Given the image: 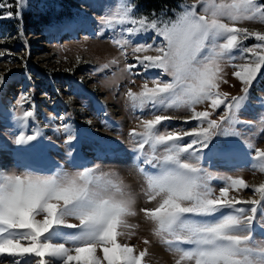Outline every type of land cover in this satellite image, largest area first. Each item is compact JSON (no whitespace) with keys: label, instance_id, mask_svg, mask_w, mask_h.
Wrapping results in <instances>:
<instances>
[{"label":"snow or ice","instance_id":"6c2138e0","mask_svg":"<svg viewBox=\"0 0 264 264\" xmlns=\"http://www.w3.org/2000/svg\"><path fill=\"white\" fill-rule=\"evenodd\" d=\"M105 6L111 9V0ZM27 7L28 0H0V18L22 20ZM246 21L264 24V3L195 0L185 4L174 20H163L155 12H139L134 0H121L119 7L100 19L99 35L105 34L104 29L112 30L111 42L121 56L127 59L131 48L136 63L125 64L126 71H158L145 80L141 91L127 92L133 108L147 110L151 117L141 118L142 131L129 135L135 145L134 158L156 170L153 173L138 165L146 184V201L159 198L155 207L140 212L154 225L153 235L176 254L175 264H264V239L258 241L254 235L257 227L264 229V183L252 186L253 198L236 199L230 191L249 185L228 176L216 195L211 181L217 177L203 166L205 160L226 163L243 154L246 161H253V169L264 173V148L245 140L249 151L242 152L233 139L241 135L237 125L252 124L238 114L264 68V31L235 26ZM89 23L77 14L53 26L73 30ZM149 33L153 34L150 43H134ZM249 37L256 41L253 46L243 43ZM237 60L246 62L233 63ZM226 64L232 66L243 95L219 91L220 83H227L223 79ZM6 83L0 75V88ZM17 103L14 119L21 131L13 148L0 141V155H16L14 166L23 171L7 174L0 167V264H147V248L137 254L134 246L119 239L126 235L128 217L137 215L136 197L116 173L101 172L98 165L76 171L57 167L51 174L34 170L32 161L42 158L52 145L45 143L39 127H33L30 134L24 131L37 118L30 94L22 93ZM202 103L212 111H197ZM179 110L189 112L187 119L196 123L169 130L163 122L174 118L170 111ZM56 131L67 134V155L71 158L74 151L79 155L83 145L75 129L63 125ZM89 150L98 157L117 155L118 145L96 140ZM24 160L29 162L21 163Z\"/></svg>","mask_w":264,"mask_h":264},{"label":"rangeland","instance_id":"374dc122","mask_svg":"<svg viewBox=\"0 0 264 264\" xmlns=\"http://www.w3.org/2000/svg\"><path fill=\"white\" fill-rule=\"evenodd\" d=\"M194 2L195 0H185L184 5H191ZM258 2L264 3V0ZM6 3H15V0H6ZM111 3L112 8L109 9L106 6L102 7L106 4V0H43V2L28 0V7L23 11L28 13L26 21L20 23V19H0L2 21L0 52H3V55H0V75L7 81L6 85L0 88L2 93V95L0 93V141L6 142L9 148H13L14 138L21 131L14 119L19 108L17 101L21 94L14 96L13 99L2 96L6 95L10 87L14 90L24 89L26 90L24 93L31 96L37 117L24 131L30 134L33 127H39L46 138L45 143L52 145L42 158L32 163L42 166L58 165L69 171L82 170L83 167H74L72 157L67 155L69 146L64 144L67 134L56 131L63 125L72 126L83 145L79 155L75 151L72 155L88 160L89 168L98 165L101 172L116 173L117 178L122 180L136 197L137 215L128 217L129 227L124 229L126 235L119 239L129 245H139L141 251L147 248L148 256L145 257L147 264H175L178 258L176 254L168 251L167 247L153 235L154 225L140 212L141 208L155 207L159 198L150 203L146 201L143 192L146 188L143 175L131 160L124 159L134 153L132 149L135 145L129 134L133 130L142 131L141 118H151L147 110L141 112L138 108H133L127 92L129 89L133 92L141 91L145 80L158 75V71L144 72L142 69L126 71L125 64L136 63L131 48L128 49L125 59L111 42L114 34L112 30L104 29L105 34L99 35L102 28L101 17L106 12L114 11L119 7L121 0H111ZM11 10L15 12L17 8L13 7ZM77 14L90 23L82 29L73 30L53 26L64 18ZM235 26L247 27L252 31H264V24L259 22L246 21ZM116 35H119L118 30ZM151 39L150 35L143 40L137 37L134 43L144 41L150 43ZM156 39L159 42V38ZM243 43L253 46L256 41L254 37H249ZM148 54L155 55L154 52ZM246 55L250 56V54ZM113 59L119 60V63L111 64L110 61ZM241 62L246 61L237 60L233 63ZM105 64H109V67L103 68ZM138 71L140 75L134 76ZM232 72L233 68L230 64L224 65L223 79L227 83L221 82L219 91L227 92L230 96L243 95L241 83ZM263 74L264 68L258 73L257 80L250 89V97L244 109L238 114L242 121H252L251 125H237L241 135L233 139L240 145L242 152L249 151L244 143L245 140L253 142L256 147L264 148V125L261 124V119L264 118ZM163 79L169 80L170 77L164 76ZM149 86H152L150 81ZM80 104L82 106H78ZM24 106L28 107L27 102ZM196 110L212 111L207 103L197 105ZM222 110L223 106L217 109V116ZM46 113L54 116L49 118L44 116L46 120H42V115H47ZM112 114L117 116L119 121H116ZM168 114L174 117L168 123L163 122L169 126V130L187 129L196 123L187 119L190 113L185 110L170 111ZM89 120L91 124L88 123ZM94 120L100 123L102 131L114 132V135L103 134L95 128ZM33 122H38L39 125L35 126ZM96 140L115 143L118 145V154L98 157L89 150V144ZM145 151H148L147 145ZM4 154L8 156V160L5 161L0 155V167H3L7 174L23 171V168L14 166V161L18 159L16 155L10 156L6 152ZM252 154L254 155V150ZM28 162L21 161V163ZM252 163L251 160L246 161L241 154L226 163H211L205 160L203 166L217 177L211 181V186L216 189V195H219V187L223 185L224 178L232 176L243 179L249 187L231 190L229 195L236 199H249L253 198L252 186L264 183V173L253 169ZM254 235L258 241L264 239V229L257 227ZM144 240H148L149 244H144ZM98 255L102 253L98 252Z\"/></svg>","mask_w":264,"mask_h":264},{"label":"trees","instance_id":"16d2710c","mask_svg":"<svg viewBox=\"0 0 264 264\" xmlns=\"http://www.w3.org/2000/svg\"><path fill=\"white\" fill-rule=\"evenodd\" d=\"M134 2L136 5H138L139 12H155L163 20H174L179 12L182 11L185 0H134ZM6 10L7 8L3 9L2 11ZM27 16L28 13H23L22 20L19 22L21 23L26 21ZM148 35L152 37L153 34L149 33ZM262 82L264 83V74Z\"/></svg>","mask_w":264,"mask_h":264},{"label":"bare ground","instance_id":"6f19581e","mask_svg":"<svg viewBox=\"0 0 264 264\" xmlns=\"http://www.w3.org/2000/svg\"><path fill=\"white\" fill-rule=\"evenodd\" d=\"M78 106H82V104H80V105H78ZM93 126H94L95 128H97L98 130H100L103 134H107V135H109V136H113V135H114V132L112 133V132H105V131H102V130H101V129H102V126L100 125V123H99L97 120H94V124H93ZM1 156L4 158L5 161L8 160V156H7L6 154H3V155H1Z\"/></svg>","mask_w":264,"mask_h":264}]
</instances>
